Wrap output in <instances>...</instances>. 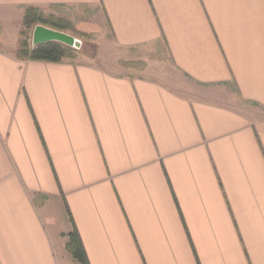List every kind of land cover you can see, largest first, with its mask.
Segmentation results:
<instances>
[{"label": "crops", "instance_id": "crops-1", "mask_svg": "<svg viewBox=\"0 0 264 264\" xmlns=\"http://www.w3.org/2000/svg\"><path fill=\"white\" fill-rule=\"evenodd\" d=\"M29 9L100 55L19 59ZM75 229L90 264H264V0H0V264H79Z\"/></svg>", "mask_w": 264, "mask_h": 264}, {"label": "trees", "instance_id": "trees-1", "mask_svg": "<svg viewBox=\"0 0 264 264\" xmlns=\"http://www.w3.org/2000/svg\"><path fill=\"white\" fill-rule=\"evenodd\" d=\"M37 25H44L63 32L74 30L72 23L68 20L46 16L37 9H29L25 16L24 30L21 33L22 40L17 53L19 59L63 63L65 60H75L77 58V50L60 43H48L33 48L31 44V31ZM69 237L68 252L71 253L79 264H90L77 230L75 229Z\"/></svg>", "mask_w": 264, "mask_h": 264}, {"label": "water", "instance_id": "water-1", "mask_svg": "<svg viewBox=\"0 0 264 264\" xmlns=\"http://www.w3.org/2000/svg\"><path fill=\"white\" fill-rule=\"evenodd\" d=\"M54 42L63 44L77 51L83 48V42L69 33L55 30L44 25H37L34 28L31 38L33 48Z\"/></svg>", "mask_w": 264, "mask_h": 264}, {"label": "rangeland", "instance_id": "rangeland-1", "mask_svg": "<svg viewBox=\"0 0 264 264\" xmlns=\"http://www.w3.org/2000/svg\"><path fill=\"white\" fill-rule=\"evenodd\" d=\"M33 30L31 31L32 34ZM66 33H69L76 37L77 39L81 40L83 42V48L78 51L77 58L79 56H88V57H98L100 55V46L104 43L99 44L100 42L94 41L92 36L86 35L83 36L82 33L78 32L76 29L73 31H66ZM100 36V35H99ZM106 48V47H105Z\"/></svg>", "mask_w": 264, "mask_h": 264}]
</instances>
